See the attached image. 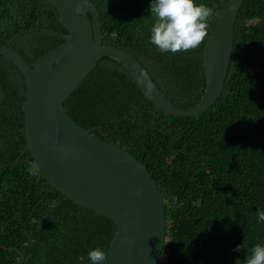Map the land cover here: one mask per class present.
I'll use <instances>...</instances> for the list:
<instances>
[{"label": "trees", "instance_id": "16d2710c", "mask_svg": "<svg viewBox=\"0 0 264 264\" xmlns=\"http://www.w3.org/2000/svg\"><path fill=\"white\" fill-rule=\"evenodd\" d=\"M102 44L127 50L177 106H192L205 85L203 48L226 0L213 9L196 48L160 53L148 37L150 0H91ZM68 33L50 0H0V47L32 63ZM0 264H82L105 250L116 230L109 217L66 197L34 165L26 146L25 83L0 55ZM68 115L96 137L130 152L165 201L166 240L159 264H244L264 244V0H244L222 94L199 115L159 109L115 60L104 57L64 101ZM243 248L236 251V246Z\"/></svg>", "mask_w": 264, "mask_h": 264}, {"label": "water", "instance_id": "95a60500", "mask_svg": "<svg viewBox=\"0 0 264 264\" xmlns=\"http://www.w3.org/2000/svg\"><path fill=\"white\" fill-rule=\"evenodd\" d=\"M50 2L68 29L62 43L32 63L15 49L0 47V55L19 69L25 83V149L36 168L66 197L116 223L117 230L104 250L106 259L87 264H159L167 219L156 181L130 152L74 121L63 103L97 62L109 57L126 69L153 103V112L199 115L222 94L233 51L234 24L244 0H226L221 9L203 48V92L188 107L175 105L127 50L102 44L99 12L91 0ZM4 97L0 84V104ZM20 257L16 264L23 262L22 253Z\"/></svg>", "mask_w": 264, "mask_h": 264}, {"label": "clouds", "instance_id": "9594fccd", "mask_svg": "<svg viewBox=\"0 0 264 264\" xmlns=\"http://www.w3.org/2000/svg\"><path fill=\"white\" fill-rule=\"evenodd\" d=\"M148 11L153 23L147 42L162 54L196 49L207 36V20L213 15L212 8L197 0H150ZM256 222L264 223V211L257 210ZM241 248L243 245L238 244L236 251ZM105 259V251L95 247L87 251L84 264ZM244 264H264V244L258 243L248 250Z\"/></svg>", "mask_w": 264, "mask_h": 264}]
</instances>
